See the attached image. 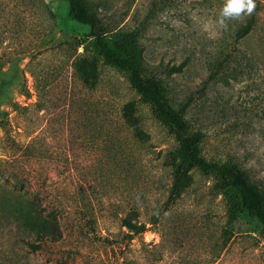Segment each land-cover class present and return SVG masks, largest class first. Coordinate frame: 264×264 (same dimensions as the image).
Listing matches in <instances>:
<instances>
[{
	"label": "rangeland",
	"instance_id": "374dc122",
	"mask_svg": "<svg viewBox=\"0 0 264 264\" xmlns=\"http://www.w3.org/2000/svg\"><path fill=\"white\" fill-rule=\"evenodd\" d=\"M90 1L110 29L143 28L147 72L173 108L187 103L201 155L264 180V0L226 31L214 26L224 0ZM88 33L65 2L0 0V264H264V229L212 174L190 169L155 218L178 142Z\"/></svg>",
	"mask_w": 264,
	"mask_h": 264
},
{
	"label": "trees",
	"instance_id": "16d2710c",
	"mask_svg": "<svg viewBox=\"0 0 264 264\" xmlns=\"http://www.w3.org/2000/svg\"><path fill=\"white\" fill-rule=\"evenodd\" d=\"M58 1L66 3L70 19L89 27L91 50L106 63L126 72L130 86L144 102L151 105L156 118L168 128L178 142V161L173 167L166 199L159 206L155 218L162 216L180 197L188 171L195 168L203 174H212L217 179L218 188L232 189L237 195L238 210L245 211L249 217L256 219L264 229V180L253 178L243 166L235 162L210 161L201 155L200 144L203 137L201 132L191 130L184 117L187 103L180 109L173 108L168 100L167 87L160 78L147 72L140 43L143 28L110 29L90 0ZM250 28L251 23L248 22L238 37L246 34ZM75 66L81 82L93 84L96 78L93 62L82 58L77 60ZM169 69L179 70L178 67ZM0 115L4 116V112H0ZM7 122V119L0 118V126L4 132H7ZM122 223L134 232L144 231L142 225L137 227L125 218ZM231 236L229 229L221 233V246L218 250L226 246Z\"/></svg>",
	"mask_w": 264,
	"mask_h": 264
},
{
	"label": "clouds",
	"instance_id": "9594fccd",
	"mask_svg": "<svg viewBox=\"0 0 264 264\" xmlns=\"http://www.w3.org/2000/svg\"><path fill=\"white\" fill-rule=\"evenodd\" d=\"M255 8V0H224L214 26L219 30L226 31L230 21H242L245 17L250 16ZM208 27L206 25V29ZM212 35L215 37L219 35V32H213Z\"/></svg>",
	"mask_w": 264,
	"mask_h": 264
}]
</instances>
